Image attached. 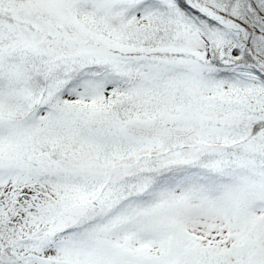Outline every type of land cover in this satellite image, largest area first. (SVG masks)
I'll use <instances>...</instances> for the list:
<instances>
[{"label": "snow or ice", "instance_id": "1", "mask_svg": "<svg viewBox=\"0 0 264 264\" xmlns=\"http://www.w3.org/2000/svg\"><path fill=\"white\" fill-rule=\"evenodd\" d=\"M0 264H264V0H0Z\"/></svg>", "mask_w": 264, "mask_h": 264}]
</instances>
